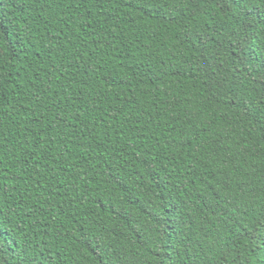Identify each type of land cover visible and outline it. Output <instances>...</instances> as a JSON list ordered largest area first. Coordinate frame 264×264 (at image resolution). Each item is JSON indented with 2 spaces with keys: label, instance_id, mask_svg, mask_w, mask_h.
Segmentation results:
<instances>
[{
  "label": "trees",
  "instance_id": "obj_1",
  "mask_svg": "<svg viewBox=\"0 0 264 264\" xmlns=\"http://www.w3.org/2000/svg\"><path fill=\"white\" fill-rule=\"evenodd\" d=\"M0 264H264V0H0Z\"/></svg>",
  "mask_w": 264,
  "mask_h": 264
}]
</instances>
